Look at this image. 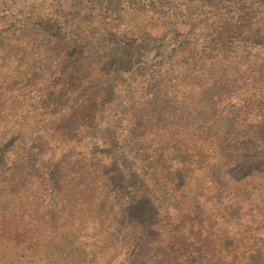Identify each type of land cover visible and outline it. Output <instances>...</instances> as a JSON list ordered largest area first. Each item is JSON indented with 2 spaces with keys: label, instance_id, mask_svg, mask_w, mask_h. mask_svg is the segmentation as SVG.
Segmentation results:
<instances>
[{
  "label": "rangeland",
  "instance_id": "374dc122",
  "mask_svg": "<svg viewBox=\"0 0 264 264\" xmlns=\"http://www.w3.org/2000/svg\"><path fill=\"white\" fill-rule=\"evenodd\" d=\"M0 12L1 16L21 19L23 36L37 37L41 41L38 47L48 45V50L41 49L36 64L38 67V64L49 62L51 66L35 77L39 81L34 84L33 94L43 90V82L49 78L58 86L63 82L64 89H68L74 80H86L92 67L96 72L102 71L106 80L111 81L109 86L114 88V93L107 108L113 106L118 111L123 108L112 102L117 97L122 100L127 91L139 87L138 74L144 69L170 55L172 47L161 46V42L175 24L182 33H205L211 25L210 18L215 16L243 19L237 26L243 37H236L230 44L237 51L246 50L251 42L254 46L264 44V0H0ZM57 13L67 20L66 32L74 29L84 34L75 50L56 41V37L65 32V25L58 21ZM7 27L8 23L0 20V32ZM17 40L12 44V50L6 42L0 43V84L7 77L14 78L17 73L13 71L21 66L19 60L24 45ZM52 49L54 52L47 58L45 54ZM208 70L211 71L210 65ZM24 76V71L17 76L22 88L26 83ZM209 76L199 84V91L196 90L197 79H186L194 84L192 90L199 92L201 97L198 96V102L191 110H175L183 119L179 133H169L177 126L167 119L160 131L166 146L156 147L153 151L146 148L148 152L138 150L140 160L132 166V174L125 177L120 172L110 177V196L117 200L113 205L121 207L117 226L124 230L116 238L120 245L109 251L110 264H193V261L264 264V103L258 98L264 99V73L261 70L254 72V102L258 107L255 119L242 120L233 115L235 106L232 107L230 99L243 93L241 88L248 84V78L239 77L231 70L227 74ZM223 79L228 84L221 88ZM256 91L263 93L257 95ZM187 94L194 93L182 95ZM176 101L173 105L178 103ZM211 108L214 111L209 112ZM115 121L120 128L124 125L121 120ZM200 128L208 133L206 139L209 142L204 145L202 164L196 159L197 152L192 150L199 146L196 130ZM106 129L105 126L97 133L92 131L83 143L94 144L93 139L106 135ZM232 131L235 135L230 138ZM218 138H226L227 144L229 139L238 140L242 146L238 162L212 164V159L227 145L220 143L215 147ZM110 144L111 140L108 142L107 139L96 144L104 152L102 158L107 160L111 158L107 156ZM10 145L8 140L0 142V168ZM66 151L60 141L53 145L55 164ZM240 180L243 183L238 185ZM217 183L221 192L215 189ZM32 191L36 197H43L47 205L52 204V198L44 195L39 181ZM236 195L241 199L235 200ZM219 196L229 200V211L218 206ZM54 204L63 205L57 201ZM101 214L95 215L97 223L103 222ZM223 221H229L228 228ZM170 222L177 223L181 229L188 223V232L192 235L186 238H195L194 243H188L184 238L180 242L170 240L175 229ZM80 225L83 226L81 222ZM85 230L83 226L76 233L85 237ZM52 252L50 249L49 257H43L49 264L53 263ZM199 253L205 260L196 258Z\"/></svg>",
  "mask_w": 264,
  "mask_h": 264
},
{
  "label": "trees",
  "instance_id": "16d2710c",
  "mask_svg": "<svg viewBox=\"0 0 264 264\" xmlns=\"http://www.w3.org/2000/svg\"><path fill=\"white\" fill-rule=\"evenodd\" d=\"M56 15L58 21L65 25L64 34L56 37V41L75 50L83 41L84 34L74 29L66 32L67 20L61 13ZM0 20L8 23L7 29L0 32V43L6 42L10 50L13 49L12 44L19 41L17 39L24 45L19 60L21 66L13 71L17 75L5 78L0 84V142L8 140L12 146L0 168V264H49L46 259L50 249L53 250L51 264H110L109 251L117 249L116 245L121 242L116 238L124 233L117 226L121 207L113 205L117 200L110 196V177L120 172L124 176L132 174V166L140 160L138 150L148 152L166 146L160 131L167 119L177 126L169 133H179L183 119L175 110H191L200 95L192 90L194 84L187 78L198 80L196 90L199 91V84L209 75L227 74L230 70L239 77L244 75L248 84L241 88L243 93L230 99L232 107L235 106L233 115L241 120L255 119L258 107L254 102V72L261 70L264 73V44L254 46L251 38L249 48L242 51H237L230 44L236 37H243L237 27L243 19L215 16L210 18L211 25L205 33H182L176 24L171 26L164 42H161V46L172 47L170 55L144 69L138 74L139 87L127 91L122 100L117 97L112 102L123 108L120 111L113 106L112 109L107 108L114 88L109 86L111 81L106 80L102 71L96 72L92 67L86 80H74L68 89H64L63 82L58 86L49 78L43 82L45 88L33 94L34 84L39 81L35 77L51 66L49 62L38 64V67L36 64L41 49L48 50V45L38 47L41 41L37 37L23 36L24 22L21 19L1 16L0 12ZM49 51L45 54L47 58L54 52L53 49ZM212 61L217 64H211ZM209 65L211 71L208 70ZM23 71L24 88L18 84L17 77ZM226 84L228 81L223 79L220 87L224 88ZM187 92L194 94L182 95ZM256 93L259 95L263 91ZM258 98L264 103L261 96ZM174 101L178 103L173 105ZM212 111L214 108L209 110ZM115 120H121L124 125L120 128ZM105 126L106 135L94 138V144L83 143L92 131L97 133ZM196 132L199 134V146L192 150L197 152L196 159L202 164L204 145L209 143L206 139L208 133L202 128ZM234 135V131L229 132L230 138ZM104 139L111 140L107 146L110 148L107 152L110 160L102 158L104 152L96 145ZM226 140L218 138L219 143L215 147L220 143L227 144ZM58 141L65 145L67 151L55 164L52 147ZM241 149L238 140L229 139V144L222 147L221 153L212 159V164L238 162ZM37 181L44 195L52 198V204L47 205L43 197L38 198L33 193ZM241 183L243 181L240 180L238 185ZM217 186L215 189L221 192L218 183ZM234 199L240 200L241 197ZM55 201L63 205L59 207ZM218 201V206L229 211L226 197L219 196ZM98 212H102L103 222L97 223L95 215ZM80 222L86 228L85 237L76 233L83 227ZM228 222L223 221L226 228L229 227ZM170 223L175 227L171 232L174 237L170 240L180 242L186 239L188 243H194L195 238H186L192 235L188 232V223L183 229L175 222ZM195 256L205 260L202 253ZM193 264L205 263L193 261Z\"/></svg>",
  "mask_w": 264,
  "mask_h": 264
}]
</instances>
